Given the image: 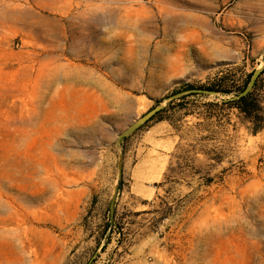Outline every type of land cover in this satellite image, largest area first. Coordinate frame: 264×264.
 Returning a JSON list of instances; mask_svg holds the SVG:
<instances>
[{"label": "rangeland", "instance_id": "1", "mask_svg": "<svg viewBox=\"0 0 264 264\" xmlns=\"http://www.w3.org/2000/svg\"><path fill=\"white\" fill-rule=\"evenodd\" d=\"M245 61L264 0H0V264H264V129L179 98Z\"/></svg>", "mask_w": 264, "mask_h": 264}, {"label": "trees", "instance_id": "2", "mask_svg": "<svg viewBox=\"0 0 264 264\" xmlns=\"http://www.w3.org/2000/svg\"><path fill=\"white\" fill-rule=\"evenodd\" d=\"M247 62H243L241 65H236L226 71L217 74L212 81L203 83L200 85L187 84L185 94L181 97V100L187 99L188 96L198 93L197 90L206 92H214L224 96L220 101H208L205 102L207 112L205 119L211 118L218 107L221 112L226 110H235L240 119V122L247 124L246 127L249 132L256 133L264 129V65L256 73V67L254 61L250 65V70H247ZM256 73V75H255ZM255 75V77H254ZM254 77V78H253ZM161 100H156L159 104ZM189 103V100L188 102ZM187 103L180 108L188 109ZM171 104V103H169ZM156 105L152 106L147 113L155 109ZM164 109L153 112L146 121L155 119V121L164 120L169 118L165 116L156 117ZM190 111V112H189ZM193 110L189 108L186 114L192 113ZM219 125L224 126L229 122L228 118H225L224 114L219 120ZM175 128V124H173ZM106 244V243H105Z\"/></svg>", "mask_w": 264, "mask_h": 264}, {"label": "water", "instance_id": "3", "mask_svg": "<svg viewBox=\"0 0 264 264\" xmlns=\"http://www.w3.org/2000/svg\"><path fill=\"white\" fill-rule=\"evenodd\" d=\"M257 73V72H256ZM256 73H255V75H256ZM255 75H254V77H255ZM253 77V78H254ZM206 92V91H205ZM131 129V127H129V128H127L122 134H121V136H124L129 130Z\"/></svg>", "mask_w": 264, "mask_h": 264}]
</instances>
